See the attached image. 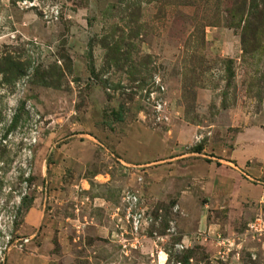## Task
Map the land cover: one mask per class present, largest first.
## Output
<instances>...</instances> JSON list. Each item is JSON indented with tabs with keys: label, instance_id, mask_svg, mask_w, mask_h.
<instances>
[{
	"label": "rangeland",
	"instance_id": "rangeland-1",
	"mask_svg": "<svg viewBox=\"0 0 264 264\" xmlns=\"http://www.w3.org/2000/svg\"><path fill=\"white\" fill-rule=\"evenodd\" d=\"M233 4L0 0V264H264V27L244 48Z\"/></svg>",
	"mask_w": 264,
	"mask_h": 264
},
{
	"label": "trees",
	"instance_id": "trees-1",
	"mask_svg": "<svg viewBox=\"0 0 264 264\" xmlns=\"http://www.w3.org/2000/svg\"><path fill=\"white\" fill-rule=\"evenodd\" d=\"M233 1V18L241 16L246 22L245 31L243 32L242 43L244 48L247 46L248 41H256V37L260 34V28L264 27V0H230ZM222 5V0H221ZM217 14V13H216ZM216 17L212 15L208 19L210 22H216ZM254 22H256L254 24ZM211 25V24H210ZM246 50V49H245ZM247 51V50H246ZM124 106H121L118 112L114 113V120L116 122H123L126 118ZM110 125V124H109Z\"/></svg>",
	"mask_w": 264,
	"mask_h": 264
},
{
	"label": "built area",
	"instance_id": "built-area-1",
	"mask_svg": "<svg viewBox=\"0 0 264 264\" xmlns=\"http://www.w3.org/2000/svg\"><path fill=\"white\" fill-rule=\"evenodd\" d=\"M129 199V198H128Z\"/></svg>",
	"mask_w": 264,
	"mask_h": 264
}]
</instances>
